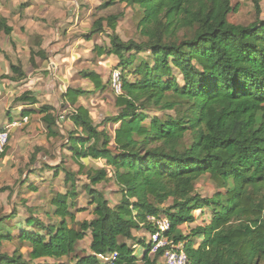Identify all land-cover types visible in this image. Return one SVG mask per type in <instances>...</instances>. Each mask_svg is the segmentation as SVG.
<instances>
[{"label": "trees", "instance_id": "1", "mask_svg": "<svg viewBox=\"0 0 264 264\" xmlns=\"http://www.w3.org/2000/svg\"><path fill=\"white\" fill-rule=\"evenodd\" d=\"M96 11L115 5L137 8L142 43L122 41L116 33L120 15L98 17L90 36L105 33L108 48L120 71L122 95L115 98L118 112L95 125L89 111L75 107L89 92L68 89L64 101L74 110L68 119L66 149L78 165L64 172L65 191L53 193L52 222L17 213L0 216V244L16 242L12 254L0 253V264H45L41 259H60L74 253L77 243L90 236L92 253L117 252V264H158L160 254L150 256L143 238L134 231H153L148 216L164 215L167 233L185 243L188 264H260L264 261V21L260 0L252 2L255 21L235 25L228 16L236 11L230 0H100ZM185 29L190 35L177 38ZM0 31L11 33L0 18ZM148 53L147 58L140 57ZM112 68V69H113ZM12 71L14 67H11ZM95 91L104 88L100 76L83 73ZM109 83V81H108ZM35 104L24 94L19 101ZM149 110L175 112L176 116L148 117ZM53 108L43 106L42 123L47 138H56ZM117 125L113 134L104 124ZM1 129V128H0ZM190 137L186 143V137ZM0 156L2 159L7 151ZM35 149L29 164L35 162ZM87 161H103L109 168H88ZM54 176L60 165H44ZM31 174H34L31 173ZM88 185L93 218L78 222L77 177ZM208 176L217 192L202 197L196 182ZM111 181L119 189V203L111 207L94 187ZM28 181L21 182L25 185ZM27 185V184H26ZM31 192L36 189L26 186ZM9 191L0 188V193ZM170 202L169 205L165 204ZM209 210V223L184 236L179 227L195 221L194 212ZM26 211H31L26 208ZM192 238L201 239L196 246ZM133 241L132 247L126 242ZM26 247V255L21 248ZM142 256H136V249ZM93 261L92 256L77 264Z\"/></svg>", "mask_w": 264, "mask_h": 264}, {"label": "rangeland", "instance_id": "2", "mask_svg": "<svg viewBox=\"0 0 264 264\" xmlns=\"http://www.w3.org/2000/svg\"><path fill=\"white\" fill-rule=\"evenodd\" d=\"M29 1V0H26ZM63 1V0H62ZM67 1L66 5L63 7H59L51 2L43 3L40 0H38L39 3L33 5V12L34 17L35 14H38V12H43L45 16L42 18H39L38 16L36 18H33V20H23L21 17H18L14 11L15 6L18 4V0H8L6 1V4L4 5L2 9V14L9 16L10 19V27L12 30L14 29V33L12 35V40L9 42L0 35V48L3 50H6L8 52H11V48L15 50L19 46V42L17 40L16 34L19 36H22V28L26 30L28 27H26L27 22L32 24V28L39 32V28L43 27V22L49 24L47 27V31L51 35V37L48 38V48L49 53L51 50L56 49V47L59 44V48L67 42V40L70 37H74L77 35H80L84 37L85 35L82 34L83 31L88 32L90 30L92 18L87 17L85 14V11H83L86 7H93L98 4L97 0H65ZM231 6L236 7V11L231 13L228 16V21L235 25H248L249 23H252L255 21V12L254 7L251 1L249 0H230ZM70 8H73L70 13ZM260 9L261 14L259 16V19L264 21V0H260ZM79 12V15H76V13ZM97 12H102L101 14H94L93 18L94 20L98 17H107L109 15H120L121 17L117 21V27H116V33L119 36V38L124 41H133L136 43H142L145 41V38L140 34L138 29V22L141 17L140 11L133 7H127L125 5H115L108 9H102ZM57 13H61L63 16V23L60 26L58 23V20L55 19L52 21L51 19L54 18ZM24 22V23H23ZM22 24V26H21ZM41 26V27H40ZM75 26L76 29H72V27ZM30 28V27H29ZM71 28L70 34L67 36V31ZM74 28V27H73ZM59 29V30H58ZM62 29V30H61ZM67 30V31H66ZM46 32V31H45ZM75 32V33H72ZM105 34V33H104ZM185 35H190L189 30L186 31L185 29L177 32V38H182ZM96 36H100V44L101 46L104 45L106 48L109 46V42L106 38V34L104 36H101L100 34H97L93 36L92 38H82L80 40V43L77 44L75 47L72 46L75 42L73 40L70 42L71 47L79 51L80 53L90 51L95 48V43L98 40ZM17 40V42H16ZM73 43V44H72ZM69 49L67 48L66 53L69 57ZM85 54V53H83ZM51 58L55 57L57 55L55 52L50 53ZM71 55V54H70ZM87 59H95L96 56L93 55V53L86 54ZM148 53H143L140 55V57L147 58ZM77 56H74L73 62H77L76 59ZM91 57V58H90ZM68 58H65L62 60L61 64H65L66 60ZM116 65V64H114ZM84 68V67H83ZM82 71V70H81ZM89 73H92L93 70H88ZM110 70L107 69L104 72L103 81H104V90H101L98 92H91L86 94V96L82 99L83 104L90 110L93 116V122L95 125L102 126V122L105 118L115 116L118 112V109L115 107V98L116 96L112 93L110 86H109V75ZM61 76L60 74H58ZM62 77V76H61ZM78 89V86H76ZM93 87V85H92ZM88 89V88H86ZM70 111L63 114V117L67 114H69ZM20 115V112H12L11 118L18 119ZM148 117H153L155 115L162 116V115H170L175 117L176 113L171 112H165L161 113L159 111H153L149 110L147 113ZM61 116V115H60ZM37 129L35 130V133L31 134L27 131V126L24 128L18 129L19 134L21 136L26 137V135L29 133L31 134V138L29 140H26L27 144L24 146V148H18L16 147V153L13 154L8 160L5 159V157L0 160V188L2 187H8L9 191H6L4 193H0V216H9L11 213L16 212L17 213V220L12 219L10 222L11 224H14L15 221H22L24 218H26L29 215H33L34 217L39 218L42 220L44 224H48L52 222V208L50 206V200L55 192H61L63 193L65 191L64 184H63V178H64V172L70 171V172H77L78 165L76 164L75 160L70 158L69 152L64 149V144H66V138L67 133L72 130L71 124L68 122V120L61 121V127H57L56 132L58 136L56 138H46V131L44 128V125L42 124L41 127L39 123H36ZM103 127L110 133V135L113 134V130L117 128V125H113L112 123H106L103 125ZM16 134V133H15ZM14 134V136H15ZM190 137H186V143H189ZM10 137L8 140L7 145V151L13 150L10 145ZM19 144V143H17ZM39 149V151L36 155V160L33 164H29V160L32 156V153L35 149ZM8 153V152H7ZM6 153V154H7ZM8 155V154H7ZM44 165H48L51 167L60 165V171L57 176H54L53 173H51L49 170L44 169ZM88 168L93 167L96 169L105 168L106 170L110 171L109 168L104 166L103 161H87ZM34 174H31L33 173ZM41 175V176H40ZM39 178H42L40 180ZM77 199L75 201V205L77 209L83 210L82 213L85 212H91L92 207H90V197L87 195V193L84 190V186L88 185V182L84 175H79L77 177ZM28 181L26 184H30L33 188L36 189L35 192H31L26 187L27 185H22L21 182ZM98 191L102 192L104 194V197L108 200L111 207H114L119 203V200L121 198V194L119 193V189L112 183L111 181L103 182L97 186L94 187ZM195 192L201 195L202 197L210 198L217 192V189L215 185L212 183V181L209 179L208 176L201 177L195 184ZM170 202H167L165 204L169 205ZM26 208L30 209L31 211H26ZM210 216L209 210L205 213V218H199L198 222L201 224H204L202 221L206 220V217ZM89 215L84 214L80 215L78 218L79 221H82L84 219H87ZM82 218V219H80ZM133 234L135 235V240H141L145 239L147 241V234L144 230L140 231H134ZM128 246L132 247L134 245L133 241L126 242ZM85 244H81V247H84ZM19 248V245L16 242L13 243H2L0 244V253H7L12 254L14 250ZM27 251L26 247L21 248V252L25 253ZM136 256L141 257L142 251L138 248L136 249ZM71 258L65 257L64 259ZM69 264L70 260L65 261ZM55 264V263H51ZM260 264H264V261Z\"/></svg>", "mask_w": 264, "mask_h": 264}, {"label": "crops", "instance_id": "3", "mask_svg": "<svg viewBox=\"0 0 264 264\" xmlns=\"http://www.w3.org/2000/svg\"><path fill=\"white\" fill-rule=\"evenodd\" d=\"M6 1L8 0H0V18L5 19L7 22V26L10 28L12 26L10 25L9 16L2 14V9L6 4ZM40 1L45 4L46 2H51L59 7H63L67 3V1L65 0L63 1L40 0ZM97 2H98L97 5L91 8L86 7L83 10L85 11V13L87 12L85 14L87 17L91 16V18L93 19L92 22L94 21L93 18L94 14L99 15L102 13L96 11V8L100 5L101 1L97 0ZM37 3H39L38 0H29V1L18 0V4L17 6H15L14 13L18 17H21L24 21L27 19L32 21L33 18H36L37 16L39 18L45 17V16H41L43 12H38V14H35V17L34 15H32L34 14L33 5ZM72 9L73 8H70L68 13H70ZM76 15H79V12H77ZM53 17L54 18H52L51 20L54 21L55 19H57L58 23L61 26L63 23L62 14L57 13ZM92 22H91V26H92ZM42 24L43 27L39 28L40 30L38 32L32 28L31 23L29 24L27 22L26 27L29 26L30 28L28 27L26 30L22 28V33H21L22 36L16 34L17 40L19 42V46L15 50L11 48V52H8L0 48V128L1 129L8 128L13 122H21L23 118H27L28 120L26 123L18 127L15 128L11 127L9 129V137H10L9 145L14 149L6 151V153L8 152L7 153L8 155L5 153L4 156L6 160H8L13 154L16 153L17 146L18 148L21 149L24 148V146L27 144L26 140H29L32 136L31 134L35 133V130L37 129L36 128L37 122L41 127V125L43 124L41 120L45 116V114H40L38 111L43 106H50L51 108H53L54 110L53 114L56 117L59 116L62 119V121L68 120L63 117V114H65L68 111L72 112L75 107L82 106L89 111L93 119L92 113L82 102L83 101L82 99L86 95L80 96L77 99V103L75 107L72 108L68 103H66V101H64V94L68 89H76L77 88L76 86H78V89H81L89 93L91 92L99 93L101 90H104V88L95 91L94 85L88 79L83 78L82 74L89 73L88 70H93V73L100 76L101 82L104 85L103 76L105 70L108 67V70L111 71L112 68L115 66L114 64H117V59L115 57L113 56L107 57L106 55H103L101 51L95 50L96 47L101 48L102 50L106 48L104 45L101 46L100 36H96L98 40L95 43V48L90 51L88 50L86 52L80 53L79 51L71 47L70 42L72 40L73 42H75L74 44L72 43L73 44L72 46L75 47L77 44L80 43V40L82 38H87V36H90L91 26H89L90 30L88 32L85 31L82 32V34L85 35L84 37L80 35L74 37L68 36L72 29H76L75 26H73L74 28L72 27V29L69 28L68 31L66 30L67 36L69 37L68 39L70 40H67V42H65V44H63L60 48H59V44L55 50L53 47V50H51V52H55L57 55L51 58L50 55L51 52L49 53L50 50L48 48V44L50 42L47 41L48 38L51 37V35L46 30L49 24L45 22H43ZM13 33H14V29L13 30L11 29V33L9 35H6L0 31V35H2L8 42L9 40L14 42V40H12V35H11ZM100 35L104 36L105 34L101 33ZM67 48H70L69 57L67 56L66 53ZM89 53L90 54L93 53V55H95L96 58L94 60L91 57L90 60L87 59L86 54ZM74 56H77L76 57L77 62H73ZM65 58H68L65 64H61L62 60H64ZM11 67H14L13 71ZM58 74H60L62 77L59 76ZM24 94H27L28 98H34L36 100V103L32 105L28 100L20 102L19 98ZM12 112H20L19 118L13 120L11 118ZM25 126H27V131L31 134L28 133L26 137H23L21 136V134H19L20 130L18 131V129L24 128ZM59 126L56 125V127L58 128ZM43 131H46V129ZM39 179L42 180V178ZM206 211L207 210H204L203 213H200L198 211L194 212L193 215L195 217V221L192 224H185L179 227V231L182 233V235L189 236L191 234L190 231L193 228L203 227L207 225L209 223L210 216L206 217L205 221H202L204 224L198 222L199 218H205ZM91 213L92 211L85 213L82 212L75 213V219L78 222H82L84 220L89 221L93 218ZM84 214L89 215V217L87 219L79 221L78 217ZM133 236L135 235L133 234ZM191 239H193L196 246L201 241V239L198 238L190 237V240ZM83 243L85 244V246L81 247V244ZM89 245H90V236L87 235L82 241L77 243L74 253H72L69 256H66V257L72 256V259L67 258L68 261L70 260L69 264H77V262L80 261L81 259L86 258L88 256H92L93 253L90 251ZM27 252L28 250L25 253L22 252L21 253L26 255ZM64 258L65 257H62L60 259L47 258V259L38 260L36 262L45 263V264H51V263L65 264L67 263L65 262L67 261V259ZM158 264L161 263L159 262Z\"/></svg>", "mask_w": 264, "mask_h": 264}, {"label": "built area", "instance_id": "4", "mask_svg": "<svg viewBox=\"0 0 264 264\" xmlns=\"http://www.w3.org/2000/svg\"><path fill=\"white\" fill-rule=\"evenodd\" d=\"M109 86L116 97L122 95L120 71L115 68L110 72ZM27 121V118H23L21 122H13L8 128L0 129V156L4 153L8 145L9 129L11 127H18ZM61 121V118L57 120L56 125L59 126ZM146 223L153 227V231L147 233L150 256L153 257L160 254L159 262L161 264H188L185 243L174 242L173 239L167 236L170 230V222L166 216H148ZM92 257L93 261L87 264H117L118 253H93Z\"/></svg>", "mask_w": 264, "mask_h": 264}]
</instances>
